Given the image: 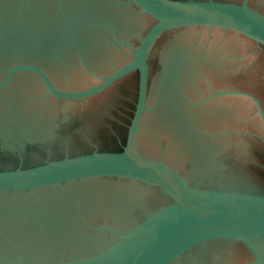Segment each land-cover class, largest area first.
Returning a JSON list of instances; mask_svg holds the SVG:
<instances>
[{"label":"water","instance_id":"95a60500","mask_svg":"<svg viewBox=\"0 0 264 264\" xmlns=\"http://www.w3.org/2000/svg\"><path fill=\"white\" fill-rule=\"evenodd\" d=\"M57 2L0 0V56L47 53L53 78L20 64L0 85L26 70L42 76L54 98L47 99L48 125L37 136L56 137L57 104L66 121L69 101L98 96L134 71L138 99L121 151L94 146L0 170V264H264V187L229 157L242 164L255 154L254 141L264 145V106L238 90L230 93L236 98L197 111L212 112L215 124L226 108L234 110L239 124L252 127L251 137H235L230 153L227 135L211 136L212 126L189 119L197 113L180 95L192 89L186 73L247 68L254 57L247 48H264V0H68L62 16ZM123 50L130 55H119ZM257 57L256 78L264 84V56ZM85 63L98 74H80ZM93 119H86L91 129ZM67 136L72 145L79 135ZM61 211L77 214L69 223ZM14 243L24 248L13 250Z\"/></svg>","mask_w":264,"mask_h":264},{"label":"flooded vegetation","instance_id":"af4514ba","mask_svg":"<svg viewBox=\"0 0 264 264\" xmlns=\"http://www.w3.org/2000/svg\"><path fill=\"white\" fill-rule=\"evenodd\" d=\"M66 1L68 0H58L57 5L54 7L56 14L58 13L59 16H62V13L65 14ZM45 13L46 11L44 10ZM95 25L97 27L103 26L100 24ZM200 38L196 37L198 43H200ZM189 48H187V52L183 58V62L186 64H188V53H191L194 47ZM247 51L254 56L248 63L247 68H243L241 71L237 68H229L230 70L227 69L229 72L223 73L222 68L214 67L210 69L211 74L186 73L192 89H183L180 93L181 100L183 99L193 109L192 111L197 113L190 115L189 119H196L201 121L202 124L206 123L208 126H212L211 128L214 132L211 133V136L221 135L222 138L227 135L225 138L229 140L227 147L230 148L228 151L230 153L234 152L235 145L233 146V141L235 137L239 133L251 137L254 132L252 127L247 124H239L238 113L234 110L230 111L226 108L225 117L222 120L220 119L221 121H217L216 119L215 124H210L212 120H208L210 119L209 114L212 112L204 114L197 111L201 109L203 104L212 103V101H217L220 98L222 99V97L236 98L235 95L230 93L238 90L247 91L257 96L264 106V84L262 80L258 81L255 73V66L258 61L256 54L259 58L264 56V48H258L255 44H251L247 48ZM118 54L121 56L130 55V52L123 50L122 52H118ZM56 55L54 54V57H51L55 58ZM46 56L47 53L43 52H4L0 56V85L7 80L9 75L8 70L20 64L37 65L52 77L51 72L44 64ZM37 59L40 61H37ZM155 60L157 61V58ZM84 66L86 70L79 72L80 74L89 76L98 74L94 69L89 68L86 63ZM75 73L74 69L69 71L67 74L68 82L73 83L72 80ZM53 81L55 82L54 79ZM138 83L139 72L134 71L114 83L98 96L85 101H69L71 109L67 112L65 111L67 114L66 121L63 120L64 116L62 117L64 111L61 112L60 105L57 104L54 111L56 115L52 119V121H56L53 123L55 124L54 131L56 132V137L43 139V137H38L37 134H41L42 130L47 128V122L50 117H47V99L54 97L48 94L47 86L39 73L26 70L13 76L9 80V83L3 89H0V170L31 168L45 164L48 161L63 158L66 155L93 149L94 146H97L102 151H121L123 149L122 143L126 140L128 127L135 111L138 99ZM58 87L61 88L60 86ZM224 92L226 95L220 94ZM18 95H22V97L28 96L30 99L13 100ZM97 100L100 101V110L97 114H94L92 111L95 108V101ZM80 102L85 103L84 110L81 112H79ZM213 113L214 115H218L216 108ZM93 116H97V119H93L94 122L92 124L94 126L91 129L86 124V119ZM215 118H218V116H215ZM74 134L79 136L71 145L69 143L70 138L67 135L71 136ZM93 136H97L96 140H91ZM252 140L255 139L252 138ZM253 143H255L256 152L251 159L245 160L241 164L239 158L234 159V156L231 154H229V157L231 160H234L236 167H243V170L252 176L253 180L264 187V145L262 142L256 143L254 141ZM227 147H224V149ZM225 152L227 153L226 150ZM61 193L62 198H64V193ZM51 194L58 195L59 193L55 190L51 191ZM32 195L41 197L38 194ZM44 200L50 201V198ZM61 212L64 213L63 211ZM76 214V212L71 211L66 213L63 218L71 223V219ZM20 248H24V246L17 243L12 244L13 250ZM62 248L67 249V245H64Z\"/></svg>","mask_w":264,"mask_h":264}]
</instances>
